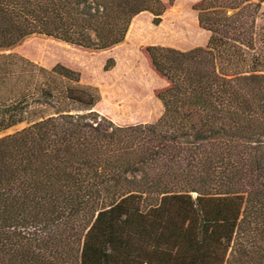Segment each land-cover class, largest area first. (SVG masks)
Wrapping results in <instances>:
<instances>
[{"label":"trees","instance_id":"1","mask_svg":"<svg viewBox=\"0 0 264 264\" xmlns=\"http://www.w3.org/2000/svg\"><path fill=\"white\" fill-rule=\"evenodd\" d=\"M174 1L0 0V51L107 50ZM262 5L201 0L204 47H146L169 84L150 124L101 117L77 71L0 54V133L27 123L0 137V264H264Z\"/></svg>","mask_w":264,"mask_h":264},{"label":"rangeland","instance_id":"2","mask_svg":"<svg viewBox=\"0 0 264 264\" xmlns=\"http://www.w3.org/2000/svg\"><path fill=\"white\" fill-rule=\"evenodd\" d=\"M200 1L175 0L157 26L151 23L148 13H141L132 20L124 40L107 50L83 49L50 37L33 35L0 54H16L44 69L60 64L79 72L81 85L99 91L100 101L94 110L115 125L154 123L163 112L157 96L169 84L154 70L145 49L162 46L187 51L204 47L209 34L199 27L194 9ZM259 17H264V5ZM257 23L260 24V19ZM108 59L114 64L104 71ZM26 126V122L17 124L0 133V137Z\"/></svg>","mask_w":264,"mask_h":264},{"label":"water","instance_id":"3","mask_svg":"<svg viewBox=\"0 0 264 264\" xmlns=\"http://www.w3.org/2000/svg\"><path fill=\"white\" fill-rule=\"evenodd\" d=\"M193 197H195V194H193Z\"/></svg>","mask_w":264,"mask_h":264},{"label":"crops","instance_id":"4","mask_svg":"<svg viewBox=\"0 0 264 264\" xmlns=\"http://www.w3.org/2000/svg\"><path fill=\"white\" fill-rule=\"evenodd\" d=\"M128 34V33H127ZM126 37V36H125Z\"/></svg>","mask_w":264,"mask_h":264}]
</instances>
